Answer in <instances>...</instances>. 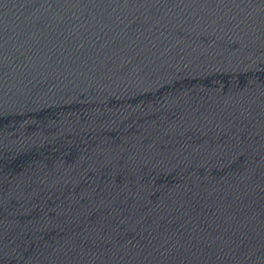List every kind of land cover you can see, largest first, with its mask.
Here are the masks:
<instances>
[{"label": "water", "instance_id": "water-1", "mask_svg": "<svg viewBox=\"0 0 264 264\" xmlns=\"http://www.w3.org/2000/svg\"><path fill=\"white\" fill-rule=\"evenodd\" d=\"M0 264H264V0H0Z\"/></svg>", "mask_w": 264, "mask_h": 264}]
</instances>
